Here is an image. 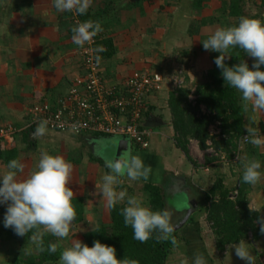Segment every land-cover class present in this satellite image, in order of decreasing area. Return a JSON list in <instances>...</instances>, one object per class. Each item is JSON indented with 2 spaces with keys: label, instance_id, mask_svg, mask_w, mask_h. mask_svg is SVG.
<instances>
[{
  "label": "crops",
  "instance_id": "1",
  "mask_svg": "<svg viewBox=\"0 0 264 264\" xmlns=\"http://www.w3.org/2000/svg\"><path fill=\"white\" fill-rule=\"evenodd\" d=\"M186 2L187 5L182 4L181 0H94L90 8L91 20L101 22L104 29L99 34V39L113 40L111 57L103 56L101 61L110 82L121 81L141 69L157 71L165 77L164 89L151 97L150 109L145 118V124L153 131L151 146L148 150L133 148L131 151L152 167V174L146 183L143 180L130 181L124 177L117 190L142 196L150 203V196L145 191L146 184L162 188L166 208L174 213L173 222L178 234L177 245L166 264H190L197 249L208 257L209 264H241L234 252L231 254L232 245L224 251L217 248V238L207 220L205 203L206 194L214 185L212 178L215 175L222 177L228 187L232 182H236L233 188L240 186L243 168L240 172L236 166L237 157L223 160L225 155L219 156L213 148L202 151L198 142L192 140L190 153L196 162L194 164L176 145L169 95L177 87L189 88L188 79L196 78L191 66L186 67L185 64L188 65L190 60L195 59V51L198 50L191 43L193 37L189 31L193 26L192 15L199 7L194 6V0ZM172 14L176 17H171ZM182 22L185 24L181 27L179 24ZM77 24L76 14L57 13L52 0H0V126L13 124L19 128L26 127L32 106L62 97L68 92L73 80L82 74L80 48L72 42L71 29ZM180 32H184L183 39ZM177 47L183 49L171 52ZM218 55L219 53L209 50L203 52V62L196 61L200 65L209 66L208 72L213 70V73L221 75L214 63ZM232 60L231 56L226 58V64L231 66ZM260 116V113L251 112L244 107L245 134L247 127H253L264 135V121ZM34 130L21 131L13 141L4 142L5 145L17 147L14 156L25 165L21 179L35 170L42 153L38 146L40 138L34 139L31 136ZM101 137L103 136L91 133L76 135L55 131L52 139L63 144L69 153L71 146L80 148L88 144L92 149L104 147ZM42 138L47 140L48 137ZM1 150L0 145V173H3L7 171V164ZM238 153L249 159H258L264 164V148L242 146ZM214 157L219 158L213 159ZM63 158L73 165L69 186L74 191V197L84 200V219L76 224L78 228L75 231L83 230L78 237L84 242L86 232L102 223H111L110 209L106 207L104 199L91 194L95 191V185L102 182V176L109 170L105 167L104 159L92 161L87 155L86 158L73 160L69 159L68 154ZM215 169L217 174L214 175ZM261 182L263 186L258 188L264 190V179ZM254 190L251 186L248 193L249 204L253 202L251 198ZM179 193H182L183 201H173ZM251 207L263 212L264 197L262 205L254 204ZM103 216H108V219H102ZM2 217L3 214L0 213V220ZM183 221L184 224L181 225ZM88 222H94V227L89 228ZM2 231L6 232V229L0 225V232ZM247 242L255 248L256 242ZM5 247L0 245V249L4 250Z\"/></svg>",
  "mask_w": 264,
  "mask_h": 264
},
{
  "label": "clouds",
  "instance_id": "2",
  "mask_svg": "<svg viewBox=\"0 0 264 264\" xmlns=\"http://www.w3.org/2000/svg\"><path fill=\"white\" fill-rule=\"evenodd\" d=\"M94 0H52L57 13H74L79 16L88 14ZM104 31L101 22L87 20L72 27V42L83 49L91 44L94 38ZM206 51L219 53L214 63L220 70L227 87L240 93L245 109L264 113V20L240 17L234 26L217 28L207 39L202 41ZM240 49L252 58L253 64L245 60L229 66L226 58L230 49ZM97 64L101 61L99 53L105 51L103 46L93 50ZM247 143L256 148H264V135L256 128L247 127ZM48 133V121L41 120L31 133L34 139ZM105 167L109 170L102 176V182L95 185L93 196L104 199L108 209L118 205L124 218L125 226L133 230V239L146 243L155 238L159 242L170 241L176 244V224L173 222V211L170 208L153 209L142 196L129 195L126 190H117L122 178L130 181L148 182L152 167L146 165L139 155L125 152L122 156L109 158L104 156ZM243 173L241 182L255 186L264 179V164L258 159H249L246 155L238 156ZM25 165L12 159L7 164V171L0 173V206L6 211L0 225L11 229L17 237L28 236L31 245L38 252L47 250L57 252V244L50 243L45 249L44 234H51L58 240H65L77 218L73 204L75 196L69 186L73 165L62 156L42 152L38 163L29 175L20 178ZM255 211L254 209H252ZM257 224L261 235H264V216L258 217ZM93 232L97 230L92 228ZM29 233H32L29 236ZM31 252L32 249H27ZM244 264H257L256 256L246 240H240L231 246V254ZM59 264H138L136 260L118 259L116 248L94 241L92 246L79 239H74L69 247L64 248L59 256ZM190 264H209L208 257L197 249Z\"/></svg>",
  "mask_w": 264,
  "mask_h": 264
},
{
  "label": "trees",
  "instance_id": "3",
  "mask_svg": "<svg viewBox=\"0 0 264 264\" xmlns=\"http://www.w3.org/2000/svg\"><path fill=\"white\" fill-rule=\"evenodd\" d=\"M204 0H194V6L201 7ZM242 0H231L229 13L237 17L241 15ZM264 6V0H261ZM78 17V24L92 19L89 10L85 16ZM99 36V35H98ZM95 44L103 46L105 51L101 56L111 57L114 50L112 38L99 39ZM248 56L236 49L232 65L245 60ZM169 107L172 113V123L175 130L176 145L187 158L194 164L195 160L190 153L192 140H196L201 150L207 151L213 148L219 156L232 160L239 152L240 140L245 134L244 106L240 95L235 89L227 87L221 75L210 73L208 78L199 84L195 90L187 87H177L169 95ZM217 126L219 133H212L211 128ZM1 152L6 164L15 158L16 145L8 146L0 142ZM214 157L213 159H218ZM208 161H211L207 158ZM242 176V175H241ZM251 185L243 184L240 179V186L234 189L229 188L222 177L218 178L211 190L206 194L207 220L211 225L217 240V248L224 251L228 246L238 243L240 240L258 242L264 239L260 234L258 217L264 214L251 207L248 200V193ZM145 191L150 196V205L153 209L166 208L165 196L162 188L154 184H146ZM73 204L77 211V218L73 222L78 224L84 219V200L81 197H74ZM118 205L110 209L111 223L100 224L95 229L84 234V243L92 246L94 241L116 248L118 259L127 258L136 260L138 264H166L170 254L177 245V232L174 233L176 244L170 241L159 242L155 238L146 243H140L133 239V230L125 226L124 218L120 214ZM254 209L255 211H253ZM6 207H0V213L4 215ZM10 240L30 242L28 236L17 237L11 229H6ZM32 233H29L31 236ZM44 247L47 249L50 243L57 244L55 254L44 252L30 253L26 256H14L10 264H55L64 250L60 240L51 234H44ZM264 264V261L257 262Z\"/></svg>",
  "mask_w": 264,
  "mask_h": 264
},
{
  "label": "built area",
  "instance_id": "4",
  "mask_svg": "<svg viewBox=\"0 0 264 264\" xmlns=\"http://www.w3.org/2000/svg\"><path fill=\"white\" fill-rule=\"evenodd\" d=\"M98 39L80 48L82 74L71 83L68 92L55 101H44L29 110L24 128L13 124L0 126V142H11L26 129H35L41 120L48 129L76 135L91 133L129 140L134 149L148 150L153 131L145 124L151 97L165 86L162 73L141 69L127 78L110 82L102 66L95 61L93 50ZM240 140L239 151L247 143Z\"/></svg>",
  "mask_w": 264,
  "mask_h": 264
},
{
  "label": "rangeland",
  "instance_id": "5",
  "mask_svg": "<svg viewBox=\"0 0 264 264\" xmlns=\"http://www.w3.org/2000/svg\"><path fill=\"white\" fill-rule=\"evenodd\" d=\"M188 0H181L182 4L184 3V5H187ZM230 2L231 0H205L204 4L202 7H199L196 9V13L192 15V27L191 30L189 31L193 37V46H195L198 50L195 51L197 53V55L195 56V59L190 60V64L188 63L185 64L186 67L187 66H191L193 72L196 75V78L193 80L188 79L187 82V86L192 89L195 90V88L201 84L202 82H204L207 78L208 75L210 73H213L211 70L210 72H208V70H210L209 66L206 65H200L198 63L197 60H201L202 62L204 61V58H202L203 52H206V50L203 48V43L202 41L207 39L208 36L214 32L217 28H221V27H229V26H234L238 23L239 18L244 16V17H250V18H256V19H260V20H264V6L262 5L261 0H242L241 2V15L234 17L231 16L229 13V6H230ZM164 9V8H163ZM171 17H176L175 15H171ZM183 19V17H182ZM183 21V20H182ZM185 24V22H182L181 24H179V26H183ZM188 30V29H187ZM184 32H188V31H184ZM184 32H180V37L181 39H183ZM191 45V44H190ZM192 46V45H191ZM181 48L183 49V47H177L172 49L171 52L175 53L176 49L177 51L181 50L178 49ZM236 49H230L228 51V54L231 57L235 56V52ZM200 57V58H199ZM202 58V59H201ZM245 61L249 64V67L252 66L253 64V60L250 57H247L245 59ZM182 62V61H181ZM185 62V61H184ZM183 64V63H182ZM181 65V64H180ZM184 65V64H183ZM232 65V63H231ZM208 68V69H207ZM188 76V75H187ZM51 102V101H50ZM53 102V101H52ZM251 112V108H248ZM261 116L260 118H262V121H264V113H260ZM212 133L216 134L219 133V128L217 126H213L211 128ZM55 134V131H50L48 130L47 135H45V137H48L47 140H45L44 138H40L39 139V143L38 146L39 148L41 147V151L42 152H48L51 155H58V156H65V155H69V159H73V160H78L79 158H86V156L88 155L89 158L88 159H104V156H107L109 158L112 157H116V142L117 139L116 137H109V136H103L101 137L102 141L104 142V147L100 146V147H96L93 148L86 144L83 147H75V146H71L69 148V153H67V150L64 148L63 144H60L59 142H56L55 140L53 141L52 136ZM67 135V133H66ZM81 146V145H80ZM25 146H23L24 148ZM253 148L254 146L251 144H246L244 145V148ZM101 148V149H100ZM203 151V150H202ZM244 149H242V153H243ZM242 153H237L236 155V166H238L239 171L241 172L243 166L240 162V160L238 159V156H242ZM225 154H222L220 156H223ZM223 159V158H222ZM221 159V160H222ZM223 160H227V158L225 157ZM203 162H205V156L203 157ZM217 170H213V174H217L216 172ZM235 174V173H234ZM238 173H236L237 177ZM234 177V179H235ZM220 178L218 177V175L213 176V182L215 183L216 180ZM233 179V178H232ZM236 182H232L229 185V188L234 189L233 186L235 185ZM262 182H259L257 185L253 186L255 188V192L252 195L251 200L253 202H250V205L254 207V204H257L258 206L262 205L263 203V197H264V190L258 188L261 185ZM263 184V183H262ZM182 193H179L176 195V197L173 199V201H176L177 199H179V201H183V199L181 198ZM171 197L169 196V199ZM178 201V200H177ZM264 214V208H263V212ZM105 217V218H104ZM102 219H108V216H103ZM80 226V225H79ZM88 227H94V222H88ZM78 226L76 224H73L71 226V229H73V231H70V235L67 239L65 240H60L63 248L69 247L71 245V242L74 239H79L81 240V237L78 235H82L81 233H83V230H80L78 232L77 231ZM74 234V235H73ZM73 235V236H72ZM0 245L6 246V249H0V264H10V259H12L14 256L18 255V256H26L30 253H38V251L35 250V248L31 245V242H18V243H12L11 241L15 242L14 240H10V238H8V233L7 231H2L0 232ZM249 247L251 249H253V254L256 256V259H259V261L263 262L264 261V239L262 241L256 242L254 244L253 248L249 245ZM32 249L31 252H28L27 249ZM55 264H59V261ZM241 264H244L243 261H241Z\"/></svg>",
  "mask_w": 264,
  "mask_h": 264
},
{
  "label": "water",
  "instance_id": "6",
  "mask_svg": "<svg viewBox=\"0 0 264 264\" xmlns=\"http://www.w3.org/2000/svg\"><path fill=\"white\" fill-rule=\"evenodd\" d=\"M148 126V124H147ZM133 147L129 140L118 138L116 142V157L122 156L125 152L132 151ZM189 217V215H188ZM187 217V218H188ZM184 224V221L181 222V225Z\"/></svg>",
  "mask_w": 264,
  "mask_h": 264
}]
</instances>
